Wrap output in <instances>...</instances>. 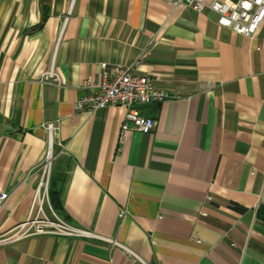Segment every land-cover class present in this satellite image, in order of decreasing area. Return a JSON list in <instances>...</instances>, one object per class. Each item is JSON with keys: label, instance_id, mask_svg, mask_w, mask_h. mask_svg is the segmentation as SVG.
<instances>
[{"label": "crops", "instance_id": "0c3cea01", "mask_svg": "<svg viewBox=\"0 0 264 264\" xmlns=\"http://www.w3.org/2000/svg\"><path fill=\"white\" fill-rule=\"evenodd\" d=\"M172 1L0 0V235L50 145L58 215L96 235L12 238L0 264H264V21L249 37ZM116 65L171 94L138 106L148 133L74 107Z\"/></svg>", "mask_w": 264, "mask_h": 264}, {"label": "built area", "instance_id": "2783aa9c", "mask_svg": "<svg viewBox=\"0 0 264 264\" xmlns=\"http://www.w3.org/2000/svg\"><path fill=\"white\" fill-rule=\"evenodd\" d=\"M184 3L198 12L208 9L217 14V23L236 33L251 37L264 21V0H174L172 5ZM45 78L56 80L51 71ZM81 88L85 93L75 100L78 110L95 111L107 106L125 108L123 129L148 133L154 127V119L143 116L138 106L160 103L171 97L168 91L154 86L151 77L134 73L130 68L114 66L110 71L101 70L86 77ZM51 132L52 123L45 125ZM53 154L51 145L39 171L40 180L35 188L32 203L25 220L10 232L0 235V243L10 239L22 238L33 234L50 233L63 236L93 237L94 233L78 229L66 222L50 206L48 198V180ZM10 193L0 189V211Z\"/></svg>", "mask_w": 264, "mask_h": 264}, {"label": "trees", "instance_id": "16d2710c", "mask_svg": "<svg viewBox=\"0 0 264 264\" xmlns=\"http://www.w3.org/2000/svg\"><path fill=\"white\" fill-rule=\"evenodd\" d=\"M58 183L55 181H52V178L49 182L48 185V198H49V204L51 208L59 214L61 209H60V202H59V196H58ZM236 209L242 211L243 208L239 206H235ZM257 215L264 220V208H259Z\"/></svg>", "mask_w": 264, "mask_h": 264}]
</instances>
